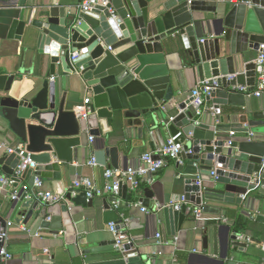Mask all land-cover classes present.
<instances>
[{
  "label": "water",
  "instance_id": "water-1",
  "mask_svg": "<svg viewBox=\"0 0 264 264\" xmlns=\"http://www.w3.org/2000/svg\"><path fill=\"white\" fill-rule=\"evenodd\" d=\"M25 4V0L20 2L21 7ZM34 4L33 8L39 10L38 19L32 21L33 10L23 9L13 21L12 33L19 37L14 49L16 53L19 44L26 41L33 47L30 55L43 69L50 64L49 73L40 78V90L14 95L27 56L23 49L19 68L11 74H0V126L26 150L23 157L18 150L0 159L2 172L13 176L22 158L30 157L37 164L35 171L27 168L15 183L18 186L25 180L29 186V191L19 194L15 205L17 211L30 209L25 224L41 220L42 228L50 230L52 236L64 233L67 244L77 243L71 205L86 207L92 200L85 194L71 198L68 193L59 204L43 206L26 198L36 178H60V163L67 159L64 151L79 143L84 127L89 128L91 137L100 140L94 152L96 163L107 166L110 159L109 169H119V148L112 145L110 137L102 136L111 131L110 123L123 120L139 133L153 127L160 133L167 130L172 136L183 133L185 151L179 157L182 164H176L188 177L184 180L185 191L201 193L205 201L201 207L206 214L222 215V208L214 204H239L240 197L258 186L264 187V143H258L259 136L252 134L253 129H264V104L255 112L243 93L229 89L238 86L237 79L228 82L226 78L244 67L250 91L255 88L256 65L248 61V54L259 52L264 44V0H167L156 10L150 9L149 0H109L108 6H97L90 12L59 6L55 0ZM166 48L187 59L189 65L199 67L205 79L217 81L219 88L206 96V102L214 105L215 118L210 123L198 126L194 121L191 97L179 105L181 111L188 110L187 115H180L169 126L160 124V103L175 97ZM84 49L89 53L72 63L71 53ZM13 55L4 58L12 59ZM57 68L64 74L81 75L86 92L92 95L87 121L69 109L60 83L51 82ZM161 143L165 145L163 140ZM54 158L58 161L53 162ZM186 160L190 164L185 168ZM213 169L216 178L211 177ZM127 192L122 186L121 196ZM152 199L153 192H148L140 201L147 209ZM153 209L157 210L156 204ZM185 214V207L181 212L170 210L171 221L176 224ZM257 220L264 222V217ZM22 222L16 219L17 224ZM8 223L0 215V252L5 246ZM139 223L131 218L118 230L128 238L126 229L132 231ZM205 242L204 250L219 257L220 264H237L232 248L247 245L238 240V235H231L228 226L215 227L212 244L208 238ZM81 247L84 264H142L131 243L122 248H115L116 240ZM41 264L63 263L53 258L51 263Z\"/></svg>",
  "mask_w": 264,
  "mask_h": 264
},
{
  "label": "crops",
  "instance_id": "crops-1",
  "mask_svg": "<svg viewBox=\"0 0 264 264\" xmlns=\"http://www.w3.org/2000/svg\"><path fill=\"white\" fill-rule=\"evenodd\" d=\"M22 0L0 1V74H11L20 66V54L23 49L26 50L25 61L23 62V76L20 82H16L14 95L23 94L30 91L41 89L43 81L40 79L49 73L50 64L47 63L43 69L37 60L30 55L33 48L26 41L19 44L15 53L16 39L19 37L12 33V24L14 19L23 9L33 10L31 20L38 19L39 10L35 9V4L39 0H25V7L20 6ZM84 0H55L59 6H70L73 9H79V5ZM150 9L160 8L167 0H149ZM237 0H233L236 3ZM15 39V40H14ZM166 65L172 75V86L175 89V97L171 102L160 103V124L164 122L169 126L171 117L177 118L180 115H187L188 110L181 111L179 105L189 100L193 92L198 89L199 82L204 80L202 70L196 65H189L187 59L178 54H173L168 48ZM259 52L250 51L248 61H255ZM13 55L14 58H4L6 55ZM57 74L51 76V82L57 81L61 86V95L67 100L69 109L77 110L83 104L86 97L92 95L86 92L84 82L80 74H64L57 68ZM238 86H247V76L245 68L242 67L238 72ZM39 77V78H38ZM233 90V87L229 88ZM250 89V88H249ZM247 104L254 107L255 112L260 110L264 104V98L245 95ZM201 115L196 116L195 120L198 126L208 124L215 118L214 105L206 102ZM224 110V108H222ZM241 112L244 109H240ZM111 131L102 138L110 137L112 145L119 148V169H127L137 166L140 159L145 154H153L171 138L169 131L161 133L153 127L147 129L144 133H139L138 129L131 127L127 120L110 123ZM203 127V126H202ZM253 136H259L258 143H264V129L256 128L252 130ZM81 139L74 146L65 149V161L60 163V178L50 177L42 182V189L48 193L66 196L75 180L80 178H91L99 188L106 185L105 172L111 165V160H107V166H91L90 162L94 158V152L100 145V140L91 137L90 130L84 127L81 131ZM239 136L238 134L233 137ZM93 138V141H91ZM0 145L15 150L23 145L12 135L8 134L3 126H0ZM8 156L5 149H0V159ZM67 160H70L67 161ZM58 159L54 158L53 162ZM190 160L184 161L185 168L189 166ZM197 165L200 166L199 162ZM118 170V169H114ZM215 170V169H213ZM2 172V168L0 167ZM201 174L198 173L200 179ZM188 179L185 172L179 171L176 161L169 158L165 166L155 175L153 184H142L136 191H129L124 196H119L121 201L118 208L115 207V199L111 195L96 197L86 207L71 205V217L75 225L77 243L67 244L65 234L61 236H52L51 231L43 229L41 220H30L27 224L26 214L30 209L16 210L17 201H13L11 196L18 192L23 194L29 191L28 182L23 180L18 186L7 190H0V215L8 220L6 231V242L4 249L13 258L11 260H0V264H41L51 263L55 258L57 262L63 264H84L82 256L83 244H104L115 241V235L110 230L111 223H117L120 226L125 225L131 218L138 220L139 227L128 232V240L135 246V252L140 256L142 264H220L219 257L210 256L204 250L205 240L209 243L213 241V231L215 227L228 226L231 229V235H238L234 229V221L227 219L231 215H238L248 222V229L244 236L250 237L253 242L245 247H233L232 253L236 254L234 261L237 264H264V222L258 221L259 216L264 217V187L258 186L256 190L249 191L248 195L240 197L239 204H214L222 208V215L206 214L205 220H196L194 216H186L180 221L174 222L170 218V210H154L153 207H163L166 204L184 201L187 206L201 207L205 206V201L201 193L185 191L184 180ZM35 187V185H34ZM34 190V188L32 189ZM31 190V191H32ZM30 191V192H31ZM153 192L154 199L151 200V207L147 212H142L143 205L140 200L146 199V194ZM34 198H26V201ZM179 201V202H180ZM177 202V203H179ZM16 219L23 221L17 224ZM226 219L227 223L222 220ZM142 226V227H141ZM162 236V243L157 242V235ZM117 248V247H115ZM106 257H112L114 254H106Z\"/></svg>",
  "mask_w": 264,
  "mask_h": 264
},
{
  "label": "built area",
  "instance_id": "built-area-1",
  "mask_svg": "<svg viewBox=\"0 0 264 264\" xmlns=\"http://www.w3.org/2000/svg\"><path fill=\"white\" fill-rule=\"evenodd\" d=\"M109 4V0H84L80 5L79 9L81 12H90L94 10L97 6L106 7ZM111 50V48H109ZM89 53L88 49H84L82 51H77L71 53L70 60L73 63L76 59L81 56L87 55ZM256 65V85L253 91H250L247 86H237L233 87L234 91L243 93L247 96H254L257 98H264V44L260 45L259 53L254 61ZM238 74L227 76V81L231 82L237 79ZM213 81V85H210V82ZM219 88L217 81L214 79H204L199 82L198 89L193 92L192 97H194V101L192 102V107L194 108L196 116L202 114L205 103L204 98L209 96L213 91ZM90 105L91 98L86 97L83 101V104L77 108L75 111L78 117L82 120L87 121L90 116ZM176 117H171L169 119V125L176 120ZM234 136V134H232ZM183 133L180 132L176 136H171V138L167 141V143L159 148L153 154H145L141 157L140 163L137 166L129 167L127 169H107L105 172L106 185L104 188H99L91 178H80L75 180L72 184L71 190L69 194L71 198H76L80 194H85L88 200H93L96 197H103L105 195H111L115 199V207L118 208L121 201L119 196L121 194L122 186H126L129 191H136L142 184H153L155 175L165 166L166 160L171 158L176 161V163H181L180 155L185 151V143L182 142ZM93 141V138H91ZM8 155H13L17 153L18 155L23 157L26 153V150L22 146L21 148L15 150L13 148H8L5 145H0V149H5ZM156 157L158 159H156ZM91 166H96V160L93 158L90 162ZM263 166H264V157H263ZM30 168L35 171L37 168V164H35L30 157L22 158L20 161L15 174L13 176H7L3 172L0 171V190H7L9 188H13L16 183V179H20L22 174ZM212 178H216L215 170L211 173ZM20 195L18 192H15L11 199L13 201H17ZM28 198H34L37 202H39L43 206L47 205H55L62 202L65 197L61 195H55L48 193L42 189V182L39 178L35 180V187L28 196ZM185 207L186 214L192 215L196 220L203 221L205 220L206 214L204 213L203 207H191L187 206V204L182 200L179 203H170L166 204L163 207H158V210L163 209H172L176 212H181ZM142 212H147L146 208H142ZM224 223H227L226 219L222 220ZM124 224V222H123ZM110 230L115 235L116 247L122 248L126 243H130L128 238L126 237L124 231L118 230L120 227L117 223H111L109 225ZM6 237V235H5ZM239 241H244L247 244L252 243L253 240L250 237L239 235ZM162 236L160 234L157 235V242L162 243ZM264 249V245H263ZM1 260H11L13 257L8 254L3 248L0 252Z\"/></svg>",
  "mask_w": 264,
  "mask_h": 264
},
{
  "label": "trees",
  "instance_id": "trees-1",
  "mask_svg": "<svg viewBox=\"0 0 264 264\" xmlns=\"http://www.w3.org/2000/svg\"><path fill=\"white\" fill-rule=\"evenodd\" d=\"M227 220L234 221L233 229L239 235H244L248 229V222L241 216L231 215Z\"/></svg>",
  "mask_w": 264,
  "mask_h": 264
}]
</instances>
